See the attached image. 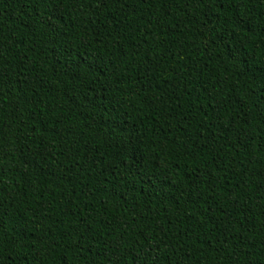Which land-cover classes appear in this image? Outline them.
I'll list each match as a JSON object with an SVG mask.
<instances>
[{
	"label": "trees",
	"instance_id": "trees-1",
	"mask_svg": "<svg viewBox=\"0 0 264 264\" xmlns=\"http://www.w3.org/2000/svg\"><path fill=\"white\" fill-rule=\"evenodd\" d=\"M264 264V0H0V264Z\"/></svg>",
	"mask_w": 264,
	"mask_h": 264
},
{
	"label": "snow or ice",
	"instance_id": "snow-or-ice-1",
	"mask_svg": "<svg viewBox=\"0 0 264 264\" xmlns=\"http://www.w3.org/2000/svg\"><path fill=\"white\" fill-rule=\"evenodd\" d=\"M13 264H15V261H13Z\"/></svg>",
	"mask_w": 264,
	"mask_h": 264
}]
</instances>
